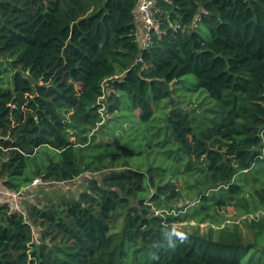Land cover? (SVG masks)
<instances>
[{"label": "trees", "instance_id": "obj_1", "mask_svg": "<svg viewBox=\"0 0 264 264\" xmlns=\"http://www.w3.org/2000/svg\"><path fill=\"white\" fill-rule=\"evenodd\" d=\"M138 1L0 0V193L22 192L35 179L81 185L73 197L52 188L28 201L0 196V264H129V253L130 264H243L252 249L264 255L255 243L264 236V184L241 206L252 243L236 228L213 238L211 228L199 235L175 226L195 217L184 211L198 202L204 210L232 204L241 176L264 172V0H156L159 31L145 48ZM187 75L210 109L181 106ZM166 99L169 140L147 146L176 167L135 170L128 159L143 152L134 129ZM123 111L137 125L126 144L97 142ZM38 154L45 167L28 176ZM176 173L193 177L187 187L197 200L184 207L176 184L164 182ZM173 231L185 238L174 235L170 247Z\"/></svg>", "mask_w": 264, "mask_h": 264}, {"label": "rangeland", "instance_id": "obj_2", "mask_svg": "<svg viewBox=\"0 0 264 264\" xmlns=\"http://www.w3.org/2000/svg\"><path fill=\"white\" fill-rule=\"evenodd\" d=\"M9 80V78H8ZM180 81H189V84H180V90L179 94L177 93L176 96L181 97V101L184 102L181 104V106H189L187 104H190L192 102L193 105H199L203 108L210 109L211 108V102L210 98L208 97L207 93L203 90H198L193 92L192 86L196 83L195 78L193 75H187L184 76ZM179 99L174 98L175 102H178ZM170 101V99L163 100L159 103L153 104L154 108V114L152 121L148 124L138 126L134 129V135L131 137L134 138L139 147L140 150L143 152L141 155L134 156L128 159L130 162V165L135 170L140 171H146L149 170L152 166L158 165L161 163L162 167H166L168 164L174 163L172 161V156H169L164 158L162 156L163 150L159 149L158 147H148V144H152L153 142H156L157 140L165 141L169 140L168 136H166L165 132V125L162 122L164 117L168 114V108L166 107L167 102ZM201 109V108H200ZM199 109V110H200ZM124 117L122 120L123 127H120V121L116 122L114 118L111 119V121L107 124L106 128L99 129L98 135L96 137L97 142H103V143H109V142H116L117 140H120V143L126 144V140L132 133L133 130L132 127L137 126L136 123H131L130 119L126 115L127 112L123 111ZM208 116H210V113H207ZM163 118V119H162ZM110 132L112 135L107 134ZM157 133L158 137L156 139H152L150 136V133ZM133 146H136V143H132ZM144 146H146L144 148ZM174 146L172 144L167 143L165 149L173 148ZM175 151L177 148L174 149ZM41 154H38L36 159L30 160L28 164V169L26 174L28 176H31L35 169H37V166L44 169L45 162L42 161ZM168 161V163H166ZM174 166L176 167V163H174ZM181 168V167H180ZM170 179L172 182H174L177 186V188L180 190L183 199L184 204L188 205V201L193 202L197 200V195L194 194L195 189L193 187L188 188L187 186H191L193 184V177L182 175L181 173H176L175 179L172 180L169 176V174L165 177L164 182L167 179ZM242 180V192L237 195L236 200L232 202V204L228 205L227 207H210L209 209H202V207L207 206L206 204L202 202H198L197 204H193L185 209V213L191 215L194 214L195 217L191 218L188 221H184L182 223H175V226L177 228H182L185 230H188L189 232L198 233L199 235H207L209 234L210 228L211 233H214L220 228L228 227L230 229H237L239 234L241 235V239L244 243L251 242L254 239V232L249 227V221L250 218H246L245 208L241 207L245 201H248V204H252V196H254V191L261 188L264 184V172L257 171V172H249L241 176ZM42 185V184H41ZM37 185V186H41ZM69 185V186H68ZM67 186H63L61 188H55L53 190H58L59 195L67 194L68 196H75L78 193V190H80L81 185H75V183H70ZM62 190V191H61ZM65 190V192H64ZM150 192L154 191V189H150ZM51 196L55 201L57 200V193H51ZM15 200V199H13ZM149 198L147 199V201ZM153 208V207H152ZM153 210V209H152ZM261 212H264V208L260 209ZM211 214L213 217L202 219L205 214ZM212 218L215 220L212 221ZM122 220L123 216L120 215L118 218H116L115 226L112 227L111 233L117 234L119 233L121 226H122ZM217 222V223H216ZM214 223V224H212ZM255 243L259 247L264 246V236L263 235H257L255 236ZM249 252L248 256L242 259V263L246 264L248 263L252 257L254 256L257 260L264 261V255L262 253H258L257 251ZM131 261L133 262V258L131 254L129 253V259L128 263L130 264ZM149 262V260H148Z\"/></svg>", "mask_w": 264, "mask_h": 264}, {"label": "built area", "instance_id": "obj_3", "mask_svg": "<svg viewBox=\"0 0 264 264\" xmlns=\"http://www.w3.org/2000/svg\"><path fill=\"white\" fill-rule=\"evenodd\" d=\"M136 12L143 25L141 48H145L152 39V36L159 31L155 21V15L157 13L156 0H139ZM32 184L37 186L41 185L42 182L40 179H35Z\"/></svg>", "mask_w": 264, "mask_h": 264}, {"label": "water", "instance_id": "obj_4", "mask_svg": "<svg viewBox=\"0 0 264 264\" xmlns=\"http://www.w3.org/2000/svg\"><path fill=\"white\" fill-rule=\"evenodd\" d=\"M135 16L138 17V14L137 12L135 11ZM139 29L141 30V38H142V35H143V25L142 23L140 22V25H139ZM101 176V174H98V175H95L93 176V179L95 180H99V177ZM89 179V177L87 176L86 180ZM59 187V184H44L42 186H35L33 184H31L26 190L22 191V192H19V193H14V192H8L6 194H1L0 193V196L1 197H7L8 199L10 200H17L19 198H24V197H32V195L34 193H37L41 190H45V189H49V188H52V189H55ZM15 196V197H14ZM15 200H13L12 202H15Z\"/></svg>", "mask_w": 264, "mask_h": 264}, {"label": "clouds", "instance_id": "obj_5", "mask_svg": "<svg viewBox=\"0 0 264 264\" xmlns=\"http://www.w3.org/2000/svg\"><path fill=\"white\" fill-rule=\"evenodd\" d=\"M174 235L178 236L181 241L185 238L183 233H175L174 231L169 233L167 239L170 247H175L176 241L173 239Z\"/></svg>", "mask_w": 264, "mask_h": 264}, {"label": "crops", "instance_id": "obj_6", "mask_svg": "<svg viewBox=\"0 0 264 264\" xmlns=\"http://www.w3.org/2000/svg\"><path fill=\"white\" fill-rule=\"evenodd\" d=\"M30 198L32 199L33 197H28V196H27V197H24L25 201H26V200L28 201ZM26 203H27V202H26Z\"/></svg>", "mask_w": 264, "mask_h": 264}]
</instances>
